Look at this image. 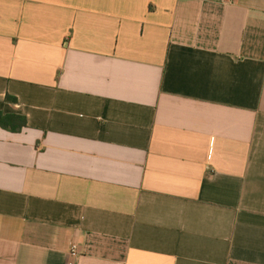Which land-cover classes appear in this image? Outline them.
I'll return each mask as SVG.
<instances>
[{
    "label": "crops",
    "instance_id": "crops-1",
    "mask_svg": "<svg viewBox=\"0 0 264 264\" xmlns=\"http://www.w3.org/2000/svg\"><path fill=\"white\" fill-rule=\"evenodd\" d=\"M0 111V264H264V0H0Z\"/></svg>",
    "mask_w": 264,
    "mask_h": 264
},
{
    "label": "trees",
    "instance_id": "trees-1",
    "mask_svg": "<svg viewBox=\"0 0 264 264\" xmlns=\"http://www.w3.org/2000/svg\"><path fill=\"white\" fill-rule=\"evenodd\" d=\"M8 102H17L16 98L6 97ZM28 126L27 118L22 115L4 114L0 111V127L10 132H20Z\"/></svg>",
    "mask_w": 264,
    "mask_h": 264
},
{
    "label": "built area",
    "instance_id": "built-area-1",
    "mask_svg": "<svg viewBox=\"0 0 264 264\" xmlns=\"http://www.w3.org/2000/svg\"><path fill=\"white\" fill-rule=\"evenodd\" d=\"M224 1H227V0H224Z\"/></svg>",
    "mask_w": 264,
    "mask_h": 264
}]
</instances>
